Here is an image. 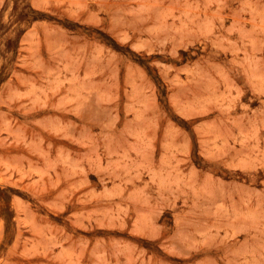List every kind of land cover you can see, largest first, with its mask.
I'll list each match as a JSON object with an SVG mask.
<instances>
[{
	"label": "rangeland",
	"instance_id": "374dc122",
	"mask_svg": "<svg viewBox=\"0 0 264 264\" xmlns=\"http://www.w3.org/2000/svg\"><path fill=\"white\" fill-rule=\"evenodd\" d=\"M0 264H264V0H0Z\"/></svg>",
	"mask_w": 264,
	"mask_h": 264
}]
</instances>
